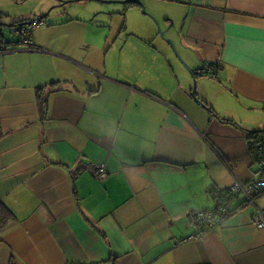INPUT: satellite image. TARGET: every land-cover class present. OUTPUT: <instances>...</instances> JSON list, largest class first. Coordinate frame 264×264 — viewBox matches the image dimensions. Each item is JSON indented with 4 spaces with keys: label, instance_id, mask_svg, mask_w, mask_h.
<instances>
[{
    "label": "crops",
    "instance_id": "0c3cea01",
    "mask_svg": "<svg viewBox=\"0 0 264 264\" xmlns=\"http://www.w3.org/2000/svg\"><path fill=\"white\" fill-rule=\"evenodd\" d=\"M143 1L175 46L136 2L113 7L109 64L63 7L32 48L0 34V264H264L256 206L203 234L193 218L257 172L220 101L264 122V0Z\"/></svg>",
    "mask_w": 264,
    "mask_h": 264
},
{
    "label": "rangeland",
    "instance_id": "374dc122",
    "mask_svg": "<svg viewBox=\"0 0 264 264\" xmlns=\"http://www.w3.org/2000/svg\"><path fill=\"white\" fill-rule=\"evenodd\" d=\"M70 1L73 2L65 4L63 11L69 14H77L76 16H78L81 21H84L85 18L87 20L88 18L89 22L92 23L91 25L93 26V29L84 25H77V28L73 33L70 34L69 38L72 39L76 36H87V38L95 44V55L99 56L103 62H107L109 64L113 46L117 41L116 38L122 30L112 26L116 25L118 16L117 14H112L113 7L116 4L101 3L96 1L87 3L74 0ZM32 2L33 0H0V23L2 32L4 33L6 39L10 40L11 38L18 36L11 33L12 25H14L15 22L24 18H33L34 15H32L30 12V6ZM47 4H51L50 0L47 2ZM156 33V31H152L151 37L154 38ZM124 46L121 48L123 49ZM86 49L87 47H83V50ZM136 51L139 53V55L150 61L156 62L160 60L156 59L150 50L144 49L141 46H137ZM160 52H162L166 57L169 56V54L162 49H160ZM167 63L169 67L173 65L171 60H169V62L167 61ZM220 104L224 107L227 114L236 116L232 117L235 122H229V124L237 129L241 135L243 134L240 138L242 141L241 146L243 147L246 156L249 157V138L246 137L245 130L263 129L264 122L257 120L258 116L260 119L259 114L251 112L244 105H241L237 103L236 100H233L231 96L220 101ZM204 108L208 111L206 106Z\"/></svg>",
    "mask_w": 264,
    "mask_h": 264
},
{
    "label": "built area",
    "instance_id": "2783aa9c",
    "mask_svg": "<svg viewBox=\"0 0 264 264\" xmlns=\"http://www.w3.org/2000/svg\"><path fill=\"white\" fill-rule=\"evenodd\" d=\"M38 23L34 19L25 23L19 22V24L12 27L11 33L20 36V44L27 48H32L34 47L32 32ZM2 40L4 41V38ZM249 153L253 163L257 166L254 178L237 180L230 187L227 196L215 208L196 212L193 218L199 228L198 234H203L208 229L221 224L227 216L235 211L234 202L238 203V206H256L257 212L253 216L254 224L258 228H264V208L257 205L258 195L264 194V131L251 134ZM96 174L98 177L103 178L107 174L105 166L100 165L96 169Z\"/></svg>",
    "mask_w": 264,
    "mask_h": 264
},
{
    "label": "water",
    "instance_id": "95a60500",
    "mask_svg": "<svg viewBox=\"0 0 264 264\" xmlns=\"http://www.w3.org/2000/svg\"><path fill=\"white\" fill-rule=\"evenodd\" d=\"M49 0H35L34 2H32V6H34L35 8H40V7H42V6H44L45 4H47V2H48ZM74 1H76V0H74ZM99 1H105V2H109V4L110 3H113V4H118L119 2L120 3H128V2H136V3H139L141 6H142V8H143V11L145 12V14H147V15H149V17L150 18H152V20H153V22H154V24H155V26H156V28H157V30H158V33H159V35H160V37L162 38V39H166V40H168L173 46H175L174 45V41H173V39H171V38H167V36L165 35V33H166V30L165 29H163V27H162V25H161V22H160V20H159V18L157 17V14H154V13H151L148 9H147V5H146V3L143 1V0H123V1H115V0H99ZM59 4H51V6L48 8V10H47V12H45V13H43V14H41V15H39L35 20L37 21V22H40V21H42V19L43 18H45V17H47L48 15H49V13L54 9V8H56V7H64V5L65 4H68V3H70V2H73V1H70V0H59ZM148 7H149V5H148ZM151 7L152 8H154V10H160V9H162L160 6H158V4H151ZM164 10V8L162 9V11ZM158 12V11H157ZM112 14L114 15V14H117L118 16H120L121 14H122V11L120 10H115V11H112ZM27 22V21H26ZM25 23V22H24ZM172 23L173 22H171V24L169 25V27L167 28V31H169L170 29H175V27L172 25ZM0 25H1V23H0ZM16 25V24H15ZM14 25H12V27H13ZM2 28V27H1ZM179 35H180V33H179V31L177 32ZM3 35H4V33H3ZM177 54H178V56L182 59V57L180 56V54L177 52ZM186 66H187V68L189 69V71L194 75V69L193 68H191V67H188V65L186 64ZM196 70V69H195ZM196 78H195V76H194V80H195ZM195 85H194V88L193 89H195L196 90V87H197V80H195ZM196 100L199 102V103H201L200 102V100L198 99V98H196ZM260 131H264V128L263 129H252V130H249V133H258V132H260ZM230 189V187H228V190Z\"/></svg>",
    "mask_w": 264,
    "mask_h": 264
},
{
    "label": "trees",
    "instance_id": "16d2710c",
    "mask_svg": "<svg viewBox=\"0 0 264 264\" xmlns=\"http://www.w3.org/2000/svg\"><path fill=\"white\" fill-rule=\"evenodd\" d=\"M26 20H30V19L19 20V21L15 22V24H19L20 21H23V22H24V21H26ZM15 24H14V25H15ZM1 33L3 34L2 29H1V25H0V34H1ZM212 66H214V65H212ZM213 72H214V71H210V70H208V73H210V74H213ZM212 112L214 113L213 110H212ZM251 134H253V133H249V130H247V135H246V136H248V138H250ZM260 196H261V195H260ZM258 197H259V195H258ZM258 197H257V199H258ZM257 205H258V204H257Z\"/></svg>",
    "mask_w": 264,
    "mask_h": 264
}]
</instances>
